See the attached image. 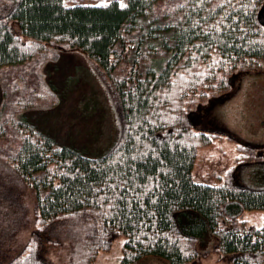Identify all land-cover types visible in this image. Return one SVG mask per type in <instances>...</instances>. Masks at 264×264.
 I'll return each mask as SVG.
<instances>
[{
    "label": "trees",
    "instance_id": "obj_1",
    "mask_svg": "<svg viewBox=\"0 0 264 264\" xmlns=\"http://www.w3.org/2000/svg\"><path fill=\"white\" fill-rule=\"evenodd\" d=\"M159 2H167L163 21ZM54 39L110 77L114 125L104 147L89 151L12 119L21 138L0 162L35 189L38 214L17 248L7 245L13 233L1 237L0 264H55L50 249L66 237L74 239L70 264H93L118 241L117 264L149 256L200 264L211 252L225 264H264V223L243 217L264 210V145L240 143L238 164L200 182L199 144L220 132L192 122L202 100L264 61V0H0V67L32 59ZM132 43L131 68L112 77Z\"/></svg>",
    "mask_w": 264,
    "mask_h": 264
},
{
    "label": "rangeland",
    "instance_id": "obj_2",
    "mask_svg": "<svg viewBox=\"0 0 264 264\" xmlns=\"http://www.w3.org/2000/svg\"><path fill=\"white\" fill-rule=\"evenodd\" d=\"M159 3L158 17L163 21L167 2ZM130 47L112 77L122 78L131 68L136 47L133 43ZM35 51L32 59L0 67V126L5 132V137L0 138V155L16 146V138L21 136L11 122L14 117H25L60 143L101 150L114 125L112 80L85 51L73 48L65 39H54ZM192 122L198 130L220 132L211 142L199 144L193 169L197 181L216 182L245 155L240 143L264 145V61L233 75L228 92L202 100L192 112ZM2 161L0 240L13 233L14 238L7 243L12 250L36 229L32 222L38 214L37 196L29 183L15 176L4 158ZM243 217L260 226L264 223V210H245ZM72 240L66 237V243L50 249L55 264H70ZM121 248V241L114 242L109 249L100 251L93 264H117ZM219 257L211 252L200 264H225ZM137 264L171 263L163 257L149 256Z\"/></svg>",
    "mask_w": 264,
    "mask_h": 264
},
{
    "label": "snow or ice",
    "instance_id": "obj_3",
    "mask_svg": "<svg viewBox=\"0 0 264 264\" xmlns=\"http://www.w3.org/2000/svg\"><path fill=\"white\" fill-rule=\"evenodd\" d=\"M101 3H104V0H101ZM123 6V5H122Z\"/></svg>",
    "mask_w": 264,
    "mask_h": 264
}]
</instances>
